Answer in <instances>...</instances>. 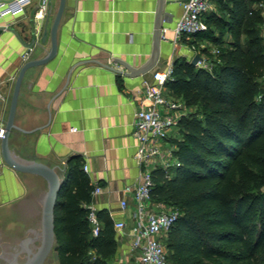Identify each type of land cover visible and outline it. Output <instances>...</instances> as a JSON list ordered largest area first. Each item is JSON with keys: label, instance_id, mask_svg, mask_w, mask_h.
Here are the masks:
<instances>
[{"label": "crops", "instance_id": "obj_1", "mask_svg": "<svg viewBox=\"0 0 264 264\" xmlns=\"http://www.w3.org/2000/svg\"><path fill=\"white\" fill-rule=\"evenodd\" d=\"M59 1L48 0L43 19L35 17L42 0H31L24 13L0 18V126L5 127L3 120L8 119L21 68L32 59L44 57L51 48L50 29ZM183 1L66 0L55 57L27 70L21 87L15 123L31 132L13 130L11 148L32 160L40 158L61 167L66 165L64 176L69 162L77 157L83 170L84 165L88 166L89 172H84L95 188H101L96 194L93 190L90 206L96 211L105 210L110 219L113 216L127 223L126 235L116 232L118 249L112 264H137L129 235L135 225L134 195L141 175L135 159L133 117L141 104L149 103L145 82L153 84L154 72L173 66L177 58L192 60L199 55L183 38L174 43V28L183 14ZM260 3L255 7L264 15ZM220 4L217 1L212 10L217 9L219 16ZM159 21L162 28L169 30L161 41L157 66L137 77L117 73L115 69L126 70V65L138 69L150 60ZM11 28L29 42L36 37L41 43L33 47L27 59L23 56L29 48ZM45 28L48 35L42 43ZM223 40L231 42L233 36L226 32ZM205 42L208 41L198 45L205 47ZM167 91L166 88L165 96ZM169 149L173 146L168 141L166 152ZM127 187L132 190L128 196ZM26 194L27 187L17 171L4 163L0 146V207ZM125 197L129 206L122 211Z\"/></svg>", "mask_w": 264, "mask_h": 264}, {"label": "trees", "instance_id": "obj_2", "mask_svg": "<svg viewBox=\"0 0 264 264\" xmlns=\"http://www.w3.org/2000/svg\"><path fill=\"white\" fill-rule=\"evenodd\" d=\"M225 1H218L220 16L217 9L208 13L206 31L183 37L201 57L210 50L200 42L217 46V61L207 67L179 57L165 84L197 108L179 120L180 136L169 139L175 164L152 172V199L178 211L164 238L170 264H264V38L255 7L263 0ZM226 32L233 41L223 40ZM74 160L55 207L57 263L112 264L113 220L98 210L101 227L93 234L88 216L95 186L81 159Z\"/></svg>", "mask_w": 264, "mask_h": 264}, {"label": "built area", "instance_id": "obj_3", "mask_svg": "<svg viewBox=\"0 0 264 264\" xmlns=\"http://www.w3.org/2000/svg\"><path fill=\"white\" fill-rule=\"evenodd\" d=\"M31 0H0V18L7 14L18 15L25 12L27 4ZM219 0H184L182 2L183 14L174 28V43L180 42L185 36L187 39L197 32L206 31L208 23L205 15L213 10V6ZM264 10V1L259 5ZM48 0H42L35 14L37 19L45 18L48 12ZM169 28H162V39H166ZM264 38V28L262 31ZM29 53L23 57L27 59ZM198 65H206L202 58ZM172 66L153 74L154 83L145 82L144 93L149 101L141 104L133 117L134 136L137 140L135 159L141 167L140 181L136 186L134 195V218L130 236V250L137 254V264H170L168 251L164 238L174 221L178 217V211L163 203L154 202L151 191L154 187L152 172L156 168H170L175 164L173 149L166 152V145L178 126L179 120L187 115L186 106L179 104L165 96V84L172 74ZM2 96L0 95V100ZM5 128L0 126V136H3ZM84 171L89 172L84 165ZM101 188L97 186L94 193H99ZM127 187L125 195L131 193ZM129 206L125 197L121 201V209L125 211ZM94 235H97L101 222L97 217V211L90 206L88 216ZM114 229L119 235H126L127 223L123 219H115L112 216Z\"/></svg>", "mask_w": 264, "mask_h": 264}, {"label": "water", "instance_id": "obj_4", "mask_svg": "<svg viewBox=\"0 0 264 264\" xmlns=\"http://www.w3.org/2000/svg\"><path fill=\"white\" fill-rule=\"evenodd\" d=\"M66 0H60L57 12L50 29L51 48L42 58L32 59L26 62L20 70L16 80L14 92L10 104L9 115L5 123L3 136H0V146L5 164L17 171L20 178L27 187V194L3 207H0V236L11 242H30L34 235L38 236L40 242L37 251L25 262L13 264H45L52 251L58 259L59 247L55 239V207L58 200L59 190L64 182L66 165L61 167L48 160L36 158L29 159L18 154L14 147L10 146V136L13 130H24L15 123L16 111L20 97L21 87L27 70L41 66L52 60L58 48V29L65 10ZM161 13L159 14V18ZM17 37L29 48L41 43L35 37L30 42L12 29ZM162 25L159 21L155 34V47L150 60L141 68L134 69L126 65V70L115 69L117 73L127 77H137L152 71L158 64L161 55ZM35 35V31H32ZM48 30L45 28L42 43L46 41ZM200 55H195L191 60L193 65H198ZM2 104V102L0 103Z\"/></svg>", "mask_w": 264, "mask_h": 264}, {"label": "flooded vegetation", "instance_id": "obj_5", "mask_svg": "<svg viewBox=\"0 0 264 264\" xmlns=\"http://www.w3.org/2000/svg\"><path fill=\"white\" fill-rule=\"evenodd\" d=\"M34 236V240L30 242H11L0 236V264L25 263L40 245L38 236ZM55 253L57 252H51L45 264L58 262V259L55 258Z\"/></svg>", "mask_w": 264, "mask_h": 264}, {"label": "rangeland", "instance_id": "obj_6", "mask_svg": "<svg viewBox=\"0 0 264 264\" xmlns=\"http://www.w3.org/2000/svg\"><path fill=\"white\" fill-rule=\"evenodd\" d=\"M207 16H208V13L205 15V18H207ZM260 21H259V23H258V25L256 26V30H257V34L259 35V36H262V31H263V28H264V15H263V13L261 14V12H260ZM205 45V47H208L209 48V50H210V54H207V55H203V58H204V60H206V65L205 66H209V64L207 63V62H210V63H213V62H216L217 61V55L219 54V52H218V47L217 46H215L214 44H212V43H204ZM210 44V45H209ZM200 48H203L202 46H200ZM198 53L197 54H201L200 53V51H197ZM260 57H261V59L264 61V49L263 50H261L260 51ZM199 66H201V65H199ZM207 66V67H208ZM259 80H260V82H262V84L264 85V75H262V76H260V78H259ZM166 97L168 98V99H170V100H173V101H175V102H177V103H179V104H182V105H184V106H186V112H187V114H189V113H196L197 112V108H195V107H188L183 101H182V99L181 98H179L177 95H175V94H172V93H170V92H168L167 91V93H166ZM174 135L175 136H180V134H179V130H178V127H176L175 129H174ZM51 257V256H50ZM53 264H58L57 262H55V263H53Z\"/></svg>", "mask_w": 264, "mask_h": 264}]
</instances>
